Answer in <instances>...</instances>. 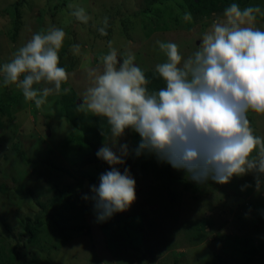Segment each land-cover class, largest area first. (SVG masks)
I'll return each instance as SVG.
<instances>
[{
  "label": "rangeland",
  "instance_id": "rangeland-1",
  "mask_svg": "<svg viewBox=\"0 0 264 264\" xmlns=\"http://www.w3.org/2000/svg\"><path fill=\"white\" fill-rule=\"evenodd\" d=\"M233 3L241 10L259 6L255 27L264 30V0ZM78 8L89 17L86 23L72 15ZM185 12L182 0H0V68L33 34L61 28L66 35L59 66L69 75L62 90L71 89L82 103L93 84L90 70L102 69L110 48L121 60L134 54L144 73L157 74L156 65L167 60L157 41L176 43L188 59L224 13L191 14L192 20L185 21ZM73 45H79L78 53ZM62 90L38 109L15 84L5 87L0 75V264H264V176L259 189L254 173L227 184L208 180L198 185L171 166L169 179L167 163H153L154 155H135L139 134L130 129L115 147L111 134L105 144L117 153L121 145L128 146L125 163L116 167L121 173L129 169L136 200L126 211L98 222L93 202L83 197L91 196V186L98 187L100 175L111 168L95 163L80 171L88 149L59 113ZM248 119L256 135L264 137V116L249 112ZM137 161L144 171L134 167ZM170 180L177 194L174 206L163 188ZM185 181L191 186L186 188ZM63 192L68 194L66 207L56 218L62 226L78 229L68 241L47 218L49 202ZM28 217L40 218L31 242L24 229ZM253 246L259 250L247 261Z\"/></svg>",
  "mask_w": 264,
  "mask_h": 264
},
{
  "label": "clouds",
  "instance_id": "clouds-1",
  "mask_svg": "<svg viewBox=\"0 0 264 264\" xmlns=\"http://www.w3.org/2000/svg\"><path fill=\"white\" fill-rule=\"evenodd\" d=\"M256 14H261L259 6L241 10L231 4L188 59H183L176 43L157 41L167 57L156 65L166 84L157 91H149L150 81L134 63V54L121 60L110 48L102 57V69L90 70L93 84L78 111L106 118L113 147L126 130L138 133L137 157L154 155L185 171L198 185L208 180L227 184L233 177L254 173L259 189L264 137L254 134L248 119L249 112L264 116V30L255 27ZM72 15L84 23L89 19L83 8ZM183 19L191 21V13L185 12ZM65 35L56 27L33 34L0 68L3 85L15 84L38 109L49 95L60 94L69 78L59 66ZM72 47L79 52V45ZM62 91L67 94L71 89ZM127 155V145H121L119 153L108 144L97 152L111 170L102 173L99 186H91V196L83 198L93 202L98 222L126 211L136 200V181L129 169L121 173L116 167Z\"/></svg>",
  "mask_w": 264,
  "mask_h": 264
},
{
  "label": "trees",
  "instance_id": "trees-1",
  "mask_svg": "<svg viewBox=\"0 0 264 264\" xmlns=\"http://www.w3.org/2000/svg\"><path fill=\"white\" fill-rule=\"evenodd\" d=\"M183 5L187 8L188 12L191 14H198L200 15L203 12H207L209 14H215L224 12V10L230 6L233 0H182ZM145 11V10H143ZM66 53V52H64ZM146 78L150 81V83L147 85L149 91H157L160 88L166 87L165 82L162 78L159 77L158 73H145ZM77 96L73 94V92H69L67 94H62L61 99L59 100V113L60 115L73 127V129L78 132L81 136V142L82 145L85 146L88 149V152L85 154V156L80 161V171L82 169L88 166H91L95 163H98L97 165L105 166V168L109 167L105 161L98 158L97 152L105 146V142L110 132V126L107 123L106 118L96 116L92 114L91 112L86 111H78V105L81 103H77ZM2 108H0V116L2 115ZM250 121V120H249ZM250 127H252L254 134L255 128L252 122H250ZM140 136L138 139L134 140V143L136 145L139 144L138 140L140 141ZM144 157H150L151 155L144 154L142 155ZM141 160L144 161V159L141 158ZM142 161H137L134 163V167L137 169H141L144 171L146 168L144 165L141 164ZM159 162L157 158H155L153 161ZM171 168L170 164H167L165 171L166 175L169 179L172 178V174L169 171ZM157 175H160V172H157ZM161 176V175H160ZM172 180L168 181V183L163 186L164 190L167 192V195L170 199V203L174 206L177 201V194L170 189V182ZM185 186L188 188V186H191V183H188L185 181ZM55 188V187H54ZM56 191V189H55ZM67 193H57L54 198L51 199L49 202L50 204V210L51 214L50 216H47V218L50 220L53 228L57 231L58 235L64 240L68 241L71 239L70 233L78 231L76 227H65L60 224L58 219L56 218V213L60 210L65 209L66 207V199H67ZM40 225V218H34L31 219L30 217L26 218L24 229L27 233V240L28 241H34L36 237L37 227ZM23 236V234H21ZM259 250L258 246H253L252 250L248 252V256L246 258L247 261H250L253 259V255L256 251ZM16 264V262L14 263Z\"/></svg>",
  "mask_w": 264,
  "mask_h": 264
}]
</instances>
